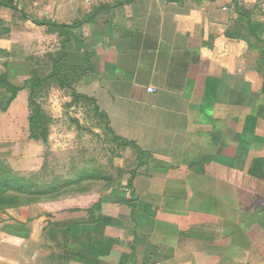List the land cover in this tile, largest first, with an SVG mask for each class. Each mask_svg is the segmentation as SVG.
I'll return each mask as SVG.
<instances>
[{
	"label": "crops",
	"instance_id": "0c3cea01",
	"mask_svg": "<svg viewBox=\"0 0 264 264\" xmlns=\"http://www.w3.org/2000/svg\"><path fill=\"white\" fill-rule=\"evenodd\" d=\"M9 1L38 20H83L71 42L93 65L79 81L81 93L96 99L116 135L151 157L138 168L137 151L112 141L133 159L122 177L113 170L105 192L72 191L13 208H38L48 228L35 236L30 217L24 234L0 230V264H264V42L249 22L263 40L264 23L246 3ZM28 28L35 50H49L62 30L0 6V52ZM10 64L0 63V75ZM2 92L0 152L24 141L17 106L26 94L29 106V90L5 109ZM27 123L28 138L38 141ZM132 170L135 193L155 215L126 203Z\"/></svg>",
	"mask_w": 264,
	"mask_h": 264
},
{
	"label": "rangeland",
	"instance_id": "374dc122",
	"mask_svg": "<svg viewBox=\"0 0 264 264\" xmlns=\"http://www.w3.org/2000/svg\"><path fill=\"white\" fill-rule=\"evenodd\" d=\"M242 1L246 3L247 6L243 4L246 9L264 23V0ZM30 2L34 4L32 0ZM26 8L27 4L25 10ZM62 37L63 35L56 34L55 40L48 47L49 50L47 48L35 50V47H31L33 36L28 28L23 31L22 36L11 37V51L0 52V63H14L11 64L13 68L10 67V70L8 66V71L11 72L16 84L22 85L27 81L26 90H30L33 82L28 84V81L41 79L34 89L31 108L26 101L28 94L24 95L21 105L17 106L21 109L17 125L23 127L21 136L24 141L17 144L8 142L7 148L3 149L4 151L1 149L3 152H0V196H2L0 197V230L10 233L20 234L25 230L28 231L27 224L29 225L30 222L26 220L33 217L35 220L32 221L31 227L36 231L34 235L42 237L48 228V226L44 228L48 216L38 208L34 211H28L26 208L13 210L22 205L10 206L8 201L14 198L9 195L17 196L18 201L23 200L26 203L23 206L34 203L35 201H30L36 200V196L16 195L11 191L3 192L5 190L2 180L6 182L14 178L23 180L33 188H58L59 194L55 197L38 201L47 202L70 194L69 192L72 191H92L90 194L105 192L115 182L113 170L121 172L122 177L132 164L130 161L133 156L127 155L124 147L116 146V143L112 142V137L105 129L106 120L96 114L94 104L84 98L75 99L70 88L61 86L56 77L49 76L53 71L52 63L61 49ZM73 46L68 47L71 55L68 61L74 57L84 58L85 53L79 50L80 45L77 46L78 49H74ZM77 64H66L65 67L62 66V71L76 91L81 93L87 90L79 83L81 79H77L79 76ZM81 64L79 74L81 71H86L87 74V65ZM34 111H37L40 124L47 130V141H32L30 137L28 138L27 120ZM6 119L9 120V117ZM115 164L120 165L119 168H115ZM83 175L86 179L83 178L81 181ZM68 180L77 183L67 189L62 188ZM121 182L126 183V177ZM63 189L65 192L62 193ZM246 216V213L242 212V218ZM251 219L253 217L248 218ZM54 235L59 234L56 231Z\"/></svg>",
	"mask_w": 264,
	"mask_h": 264
},
{
	"label": "trees",
	"instance_id": "16d2710c",
	"mask_svg": "<svg viewBox=\"0 0 264 264\" xmlns=\"http://www.w3.org/2000/svg\"><path fill=\"white\" fill-rule=\"evenodd\" d=\"M0 6H7V7H11L15 10H17L18 12L21 13L22 17L24 19L27 20H32L34 23L38 24V25H52L55 26L57 28H59L60 34L63 35L62 40H61V49L59 51L58 56L54 59L53 61V71L52 73L49 75L51 77H56L59 80V83L61 86L63 87H68L72 90L73 96L75 99H80V98H84L88 101H91L94 104V109L96 111V114H98L100 117H103L106 120V126L105 129L107 130V132L109 133L110 137H112V140L114 142L119 143L121 146H129L132 147L133 149H135L137 151V167H142L146 164H148V160L151 157V154L143 149H141L137 143L133 140H127L119 135H116L115 132L113 131V129L110 126V121H109V117L108 115L100 110V107L97 104L96 99H94L93 97L86 95V94H82L79 93L78 91H76V89L73 87V84L71 81H69V79H67V77L65 76V73H63L62 71V66H66V64H70V63H78L76 65L77 71H78V75L77 79H82L84 76H86V71H81L79 74V70L82 66L81 63H85L87 65V70L92 71L93 70V65L90 61V53H86L84 55V58H76L74 57L72 60L68 61L70 58V52H68V47H71L72 44V34H73V29L79 27L82 23L83 20L80 21H76L72 24H60L57 22H51V21H47L46 19H44L43 21H40L36 18L31 17L29 14H27L25 11H21L18 9L17 6H15L12 2H10L9 0H0ZM248 16V15H247ZM248 18L250 19V15L248 16ZM249 29L252 33V35L256 38L257 41L259 42H264L263 39L260 38L257 30H258V26L253 24V22L250 19L249 22ZM71 51V50H70ZM80 63V64H79ZM11 64L9 65V70H10ZM13 68V67H11ZM32 80V81H31ZM28 81V84L31 82H33V86L30 88L29 90V106L31 108V102H32V95L34 92L35 87L38 85V83H40L39 81L41 79H31ZM27 81L24 82V84L19 85L16 84L14 81H12V76H11V72H4L0 75V89L3 90V97H2V108H7L10 103L14 100V98L17 96V94L24 89H27L28 87L26 86ZM29 123H30V131H31V138L35 139V140H42V141H47V130L46 128H44L40 122H39V115L37 114V111L34 113H32L29 117ZM136 170H132L130 171V178L128 180L127 183V187L130 188L132 190V198L128 201H126L127 204H130L134 209L140 207L145 213L151 214V215H155L156 211L155 209L151 206L148 205L146 203H143L139 200L138 195L135 193V189H134V185H133V179L135 176ZM86 179L85 175H83L82 180L83 181ZM3 183V187L4 190L3 192L6 191H11L13 193L19 194V195H26V196H36V200H32L30 202H37L40 199L43 198H50V197H55V195H57L59 193L58 188L56 187H47V188H33L31 187V185L25 184V182H23V180L21 179H8L6 182L5 180H2ZM77 183V181H73V180H68L65 181L64 183V187H72V185H75ZM15 195V196H16ZM2 197V196H0ZM9 197H12L14 199H11L10 202V206H18V205H23L26 204L23 200L18 201L17 196H11L9 195ZM7 198V196H6ZM101 207V202L97 203L94 206L95 208H100Z\"/></svg>",
	"mask_w": 264,
	"mask_h": 264
},
{
	"label": "built area",
	"instance_id": "2783aa9c",
	"mask_svg": "<svg viewBox=\"0 0 264 264\" xmlns=\"http://www.w3.org/2000/svg\"><path fill=\"white\" fill-rule=\"evenodd\" d=\"M71 1H74V2H82V1H84L86 3H90L92 0H71ZM148 90L151 91V92H156L157 91V89L155 87H153V86L148 87Z\"/></svg>",
	"mask_w": 264,
	"mask_h": 264
}]
</instances>
